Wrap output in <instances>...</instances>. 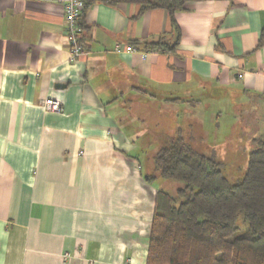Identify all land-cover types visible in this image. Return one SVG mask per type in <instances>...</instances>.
<instances>
[{
	"label": "crops",
	"instance_id": "0c3cea01",
	"mask_svg": "<svg viewBox=\"0 0 264 264\" xmlns=\"http://www.w3.org/2000/svg\"><path fill=\"white\" fill-rule=\"evenodd\" d=\"M141 8L95 0L72 60L58 4L0 0V264H147L158 195L177 187L155 169L164 142L220 150L206 108L264 137V0L191 2L178 33Z\"/></svg>",
	"mask_w": 264,
	"mask_h": 264
},
{
	"label": "trees",
	"instance_id": "16d2710c",
	"mask_svg": "<svg viewBox=\"0 0 264 264\" xmlns=\"http://www.w3.org/2000/svg\"><path fill=\"white\" fill-rule=\"evenodd\" d=\"M94 1L86 0L85 10ZM131 1L142 5V13L167 11L175 27V14L189 3L216 0ZM178 45L159 42L145 49L173 52ZM252 144L244 177L231 184L222 165L198 152L192 141L178 135L164 142L154 158L155 169L160 177L186 186L175 195L159 193L147 264H264V137ZM240 220L247 230L238 234Z\"/></svg>",
	"mask_w": 264,
	"mask_h": 264
},
{
	"label": "rangeland",
	"instance_id": "374dc122",
	"mask_svg": "<svg viewBox=\"0 0 264 264\" xmlns=\"http://www.w3.org/2000/svg\"><path fill=\"white\" fill-rule=\"evenodd\" d=\"M254 108H256V106H253L251 100L246 106V110H248L246 117L254 111ZM212 111H214V109L206 108L205 112H203L206 118V129L210 132L211 137L217 144L224 145L220 147V150L209 149L204 155L220 163L222 165L221 170L223 171L224 176L231 184H236L245 175L249 153L252 150L253 144L249 141V134L245 132L243 124L240 122V118L237 125L233 126L232 119H226L227 117L221 118L218 122L213 118L211 119L209 117V112L211 113ZM223 111H226V113L229 114L233 113L230 106L224 107ZM234 123H236V121ZM168 126H172L170 120L165 122V127L168 128ZM171 182L177 184V187L174 185L171 186V188H167V193H171L172 195H175L177 191L186 186L183 182ZM238 226L242 230L238 232V234L247 230V226H245L241 220Z\"/></svg>",
	"mask_w": 264,
	"mask_h": 264
},
{
	"label": "built area",
	"instance_id": "2783aa9c",
	"mask_svg": "<svg viewBox=\"0 0 264 264\" xmlns=\"http://www.w3.org/2000/svg\"><path fill=\"white\" fill-rule=\"evenodd\" d=\"M38 2H49L58 4L65 15L67 27L66 38L70 46L72 47L71 58L75 60L87 54L86 49L82 47L79 41V34L81 32L80 23L83 16V12L86 7V0H30ZM125 49V50H124ZM117 52H137L130 46L122 48L117 46ZM41 106L46 112H61L62 104L56 100L47 98L41 102Z\"/></svg>",
	"mask_w": 264,
	"mask_h": 264
}]
</instances>
